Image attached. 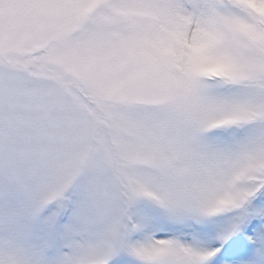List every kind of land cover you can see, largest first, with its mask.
Here are the masks:
<instances>
[{"label":"rangeland","instance_id":"obj_1","mask_svg":"<svg viewBox=\"0 0 264 264\" xmlns=\"http://www.w3.org/2000/svg\"><path fill=\"white\" fill-rule=\"evenodd\" d=\"M219 5L0 0V264H264V0Z\"/></svg>","mask_w":264,"mask_h":264}]
</instances>
